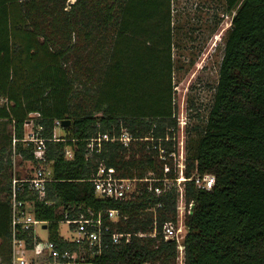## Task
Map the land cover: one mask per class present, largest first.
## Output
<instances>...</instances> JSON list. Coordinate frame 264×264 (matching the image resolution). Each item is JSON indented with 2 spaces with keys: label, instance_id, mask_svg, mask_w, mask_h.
<instances>
[{
  "label": "trees",
  "instance_id": "obj_1",
  "mask_svg": "<svg viewBox=\"0 0 264 264\" xmlns=\"http://www.w3.org/2000/svg\"><path fill=\"white\" fill-rule=\"evenodd\" d=\"M224 2L227 12L236 13L208 115L193 128L197 141L186 147L184 172L216 180L210 191L186 183L187 201H194L186 220V264H264V0ZM170 7L171 0H0V120L13 128L9 148L17 139L15 153L35 162L34 144L24 140L26 123L38 115L54 181L47 187L48 204L36 195L28 199L62 249L67 246L59 228L66 214L119 209L126 219L117 228L130 233L152 231L148 209L158 203L160 219L175 218L174 190L158 197L141 183L132 199H103L90 181L101 163L123 178L176 176L171 161L161 160L154 148L172 151L178 130ZM76 33L82 46L72 41ZM65 120V140L49 141L56 121ZM122 128L150 139L135 142L137 147L109 142L87 155V139L119 135ZM67 147L73 158H66ZM166 165L171 169L165 174ZM11 182L0 201V239L10 244ZM19 236L32 246L28 235ZM176 255L175 243L134 236L92 264H172Z\"/></svg>",
  "mask_w": 264,
  "mask_h": 264
},
{
  "label": "built area",
  "instance_id": "obj_2",
  "mask_svg": "<svg viewBox=\"0 0 264 264\" xmlns=\"http://www.w3.org/2000/svg\"><path fill=\"white\" fill-rule=\"evenodd\" d=\"M224 35V34H223ZM218 50V44L213 46ZM179 124V122H178ZM60 121H56V127L61 126ZM185 126V125H184ZM150 138L138 139L127 129L122 128L119 135L110 133H98L87 139V155L92 156L100 153L104 145L109 142H120L128 147L132 142L149 140ZM62 137L54 132V138L49 141H63ZM167 141L170 139L167 138ZM14 143L17 139L13 140ZM28 143L34 144V161L39 166L33 167L31 174L15 175L11 182L9 192V204L11 207V261L10 264H92L96 258L102 256L104 251L110 246L128 245L134 236L140 238L160 237L164 242H172L176 245V258L172 264H186V238L189 228L186 224L188 216L192 214L194 201H187L186 183L194 181L198 189L210 191L215 184V176L206 174L203 176L193 175L186 177V147L184 141L180 144L177 137L171 139L173 150L168 151L161 144L157 149L159 158L163 161H171L175 177L156 178L152 174L143 179L123 178L117 175L115 168L100 164L97 173L90 180L94 184L95 195L99 198H109L113 200L132 199L139 193L138 184H148L147 188L156 196H161L174 190L176 193V215L175 218L166 220L160 219L157 208H162V203L156 207L149 208L152 212V231L143 233L122 232L117 225L122 219H126L119 209H106L95 212L86 209L77 217L69 218L65 215L60 224H66L67 232L60 237L67 247L60 248L58 243L40 236V231L48 233V222L38 220L35 216L32 201L28 199L30 195H36L37 199L48 204L47 187L54 181L52 162L47 160V140L38 135L33 138H25ZM179 144V147L177 146ZM182 151L179 153L178 149ZM73 150L66 148V158H73ZM170 165H166L164 172L168 173ZM46 226V227H44ZM20 234H26L32 239V246H29L25 238ZM42 238V239H41ZM44 239V240H43ZM110 264H162L143 261L140 263L112 262Z\"/></svg>",
  "mask_w": 264,
  "mask_h": 264
},
{
  "label": "rangeland",
  "instance_id": "obj_3",
  "mask_svg": "<svg viewBox=\"0 0 264 264\" xmlns=\"http://www.w3.org/2000/svg\"><path fill=\"white\" fill-rule=\"evenodd\" d=\"M235 13L236 10L226 11L224 0H171L174 104L179 122L176 137L179 144L184 141L185 147H191L197 141L198 133L193 128L203 126L208 115L219 80L225 38ZM72 41L78 46L84 44L81 34H74ZM214 41V46L218 44L219 49H212L210 54ZM0 101L2 103L3 99ZM37 117V114H33L26 123V138L39 135L40 129L35 124ZM12 132V125L0 120V201L7 198L10 182L15 175L31 174L33 167L39 166L15 153L14 141L12 148H9L8 136ZM55 133L59 137L65 136L61 126H57ZM132 145L137 147L135 142ZM3 148H6L5 152L2 151ZM178 151L181 153L182 149L179 148ZM139 156L138 153L137 157ZM67 227L64 223L60 224V232L66 234ZM38 232L42 238L48 237L46 231L39 229ZM10 254V241L0 239V264H10Z\"/></svg>",
  "mask_w": 264,
  "mask_h": 264
},
{
  "label": "water",
  "instance_id": "obj_4",
  "mask_svg": "<svg viewBox=\"0 0 264 264\" xmlns=\"http://www.w3.org/2000/svg\"><path fill=\"white\" fill-rule=\"evenodd\" d=\"M70 124V121L69 120H65L62 122V126H66V125H69ZM46 227V226H44Z\"/></svg>",
  "mask_w": 264,
  "mask_h": 264
},
{
  "label": "flooded vegetation",
  "instance_id": "obj_5",
  "mask_svg": "<svg viewBox=\"0 0 264 264\" xmlns=\"http://www.w3.org/2000/svg\"><path fill=\"white\" fill-rule=\"evenodd\" d=\"M215 36V38L217 37V35H214ZM213 37V36H212ZM211 37V38H212ZM214 43H215V41L213 42V45H212V47H211V50L209 51V53L211 54V51H212V49H213V46H214Z\"/></svg>",
  "mask_w": 264,
  "mask_h": 264
}]
</instances>
